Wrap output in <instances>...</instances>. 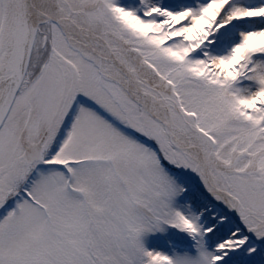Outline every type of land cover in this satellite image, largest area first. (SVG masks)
Wrapping results in <instances>:
<instances>
[{
    "label": "snow or ice",
    "instance_id": "snow-or-ice-1",
    "mask_svg": "<svg viewBox=\"0 0 264 264\" xmlns=\"http://www.w3.org/2000/svg\"><path fill=\"white\" fill-rule=\"evenodd\" d=\"M0 264H264V0H0Z\"/></svg>",
    "mask_w": 264,
    "mask_h": 264
},
{
    "label": "rangeland",
    "instance_id": "rangeland-1",
    "mask_svg": "<svg viewBox=\"0 0 264 264\" xmlns=\"http://www.w3.org/2000/svg\"><path fill=\"white\" fill-rule=\"evenodd\" d=\"M163 241H164V238H161V237H157L155 239H150L149 240V245H153V244H160V245H163Z\"/></svg>",
    "mask_w": 264,
    "mask_h": 264
},
{
    "label": "bare ground",
    "instance_id": "bare-ground-1",
    "mask_svg": "<svg viewBox=\"0 0 264 264\" xmlns=\"http://www.w3.org/2000/svg\"><path fill=\"white\" fill-rule=\"evenodd\" d=\"M162 246V245H161Z\"/></svg>",
    "mask_w": 264,
    "mask_h": 264
}]
</instances>
